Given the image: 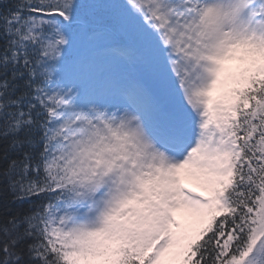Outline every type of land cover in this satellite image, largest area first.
I'll use <instances>...</instances> for the list:
<instances>
[{
    "label": "snow or ice",
    "instance_id": "6c2138e0",
    "mask_svg": "<svg viewBox=\"0 0 264 264\" xmlns=\"http://www.w3.org/2000/svg\"><path fill=\"white\" fill-rule=\"evenodd\" d=\"M0 264H264V0H0Z\"/></svg>",
    "mask_w": 264,
    "mask_h": 264
}]
</instances>
